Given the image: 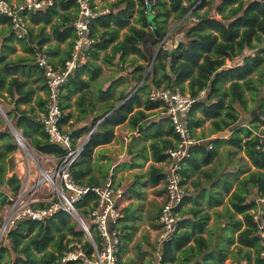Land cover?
<instances>
[{"label": "trees", "instance_id": "16d2710c", "mask_svg": "<svg viewBox=\"0 0 264 264\" xmlns=\"http://www.w3.org/2000/svg\"><path fill=\"white\" fill-rule=\"evenodd\" d=\"M52 1L45 8L26 12L28 26L24 36H18L11 18L0 12V103L8 119L29 139L35 150L60 158L66 149L49 140L42 122V116L47 112L49 87L44 70L35 59L40 50H45L49 56L52 54V48L47 45L51 40L66 42L61 66L53 64L55 69H65L77 37L73 22L78 16L79 7L75 0ZM106 7L108 11L91 22L94 42L86 52L88 60L68 76L60 93L61 126L70 132L74 145L79 143L82 135H87L95 127L85 142L81 158L72 166V174L77 182L84 184L81 180L85 175L82 166L88 162V157L97 146L113 140L116 126L128 120L131 127L142 131L144 124L148 123L146 110H165L163 102L150 99L154 88H178L196 98L188 114L187 126L191 136L198 140L204 133L198 135L196 130L207 119L213 125L212 132L237 125L241 112L236 103L247 110L256 107L264 115V0H114ZM170 18L181 20L179 27L171 33L168 24ZM125 28L128 31L122 34ZM181 32L183 36L175 38ZM162 41L155 55L146 48L147 43L155 46ZM17 44L24 54L11 56L18 50ZM133 54L143 62L133 64L129 75L116 79L115 82L124 88L116 99L107 100L105 97L110 89L96 83L102 73L99 60L108 65H115L118 60L125 70L126 63L135 62L131 58ZM227 59L234 61V65L228 67ZM236 59L239 63H236ZM30 79L38 85L34 87ZM40 89L44 90V96ZM97 98L104 103L99 105L97 114H92L89 123L80 126L91 110H95ZM136 106L141 108L134 111ZM38 109L43 112L42 115ZM253 122L254 129L258 128L256 123L264 126V117H258ZM0 124H3L1 119ZM242 131L245 132L244 137L239 135ZM166 133L173 135L176 141L167 138L153 140L150 147L156 161L168 158L167 150L175 146L179 139L172 121ZM244 138L245 142L242 143ZM230 140L240 148L244 147L253 165L259 169L248 175L232 196L235 212L243 216L241 219L235 218L234 213L232 215L233 229L239 230L237 248H229L234 238L228 236L223 237L226 242L220 240L213 249L208 250V240L202 235L194 236L197 230L204 228L201 220L193 221L192 231L179 232L181 203L178 207L179 228L164 243L161 264H224L229 257L236 264L243 261H247V264H264V203L258 200V197L264 196V128L258 133L253 129L237 128ZM191 147L207 149L199 142ZM17 150L13 130L3 124V129H0V226L5 204L22 187L21 179L13 171L16 167L14 153ZM212 158L213 151L210 150L205 161ZM164 176L163 169L154 164L145 174L137 175L138 179L147 177L154 184ZM87 184H94V181L90 180ZM250 184H254L256 190L250 188ZM251 194L258 197L249 199ZM94 198L89 193L79 203L83 214L88 215V207L96 204V201L92 203ZM254 208L258 210L251 212ZM193 213L197 215L199 212ZM243 224L245 227L242 229ZM78 225L65 211L41 221L19 220L3 237L7 242L0 246V263L5 253H13L14 264H89L84 258L61 262L57 255L69 248L71 241H78L87 257H92L93 246L88 239L84 240L85 232ZM91 230L98 241L97 231L93 226ZM132 237L128 233L121 238L131 240ZM192 237L195 245L189 244ZM122 239L119 264H130L121 257L127 249ZM156 245L157 241L151 264H154ZM177 251H180L179 255H176Z\"/></svg>", "mask_w": 264, "mask_h": 264}, {"label": "crops", "instance_id": "0c3cea01", "mask_svg": "<svg viewBox=\"0 0 264 264\" xmlns=\"http://www.w3.org/2000/svg\"><path fill=\"white\" fill-rule=\"evenodd\" d=\"M112 1L114 0H95L94 4L97 5L99 9H105L107 8L106 5ZM168 24L171 33L179 27L181 20L176 21L170 18ZM47 29L49 30V27ZM127 31L128 29L125 28L121 33L123 34ZM182 36L183 34L181 32L176 34L175 38H180ZM150 44L147 43L146 48L153 52V50L150 49L152 44ZM47 45H50L53 51L50 55L53 64L58 67L61 66L65 56L66 42H58L53 39ZM17 49L18 50L11 56L24 54L19 44H17ZM131 58H133L135 62L126 63L125 70L118 60L115 65H108L99 60L102 73L99 79L96 80V83H101L104 89H110L109 94L105 97L107 100L116 99L122 88H124L123 85L115 82L116 79H119L122 75H129L133 69V64L136 65L138 62H143L141 60L139 61L138 56L135 54L131 55ZM228 60L229 59H227V61ZM236 61L238 62L237 59ZM34 77L35 76L32 78L34 79ZM30 81H32L34 87L38 85V83L32 79H30ZM39 92L43 96L45 95L44 90L40 89ZM102 103H104V101L97 98L95 110H91L87 119L80 122V126L90 122L93 117L92 114H97L99 105ZM238 104L239 103H236L235 105ZM138 108L141 107L136 106L134 111ZM247 112H251L250 117L240 114L237 125L227 127L222 131L212 132L213 125L211 124V120L207 119L202 126L197 128L196 132L198 135L204 133L201 140L209 139V144H211L205 145L199 140V144L207 149L191 147L192 150L190 149L183 165L182 174L186 195L180 208L181 223L179 232L184 230L192 231L194 228L193 221H203V230H197L194 236L202 235L205 237L210 244L208 250L213 249L220 240L226 242V240H223V237L228 236H233L234 238V242L229 244L230 249H236L239 244L237 241L239 230L233 229L232 223L234 219L232 215L234 213L235 218L241 219H243V216L235 212L232 204V196L241 186V182L253 171L259 169L253 165L244 147L240 148L232 143L230 138L237 128L253 129L255 133H258V131L264 128L260 123H256L258 128H252L255 127L253 121L256 118L264 117L257 108L253 107L252 110H247ZM40 113L41 115L43 114V112ZM146 113L148 114V123L144 124L142 131H139L138 128L131 127L128 120L119 124L116 126L113 140L109 143L97 146L92 155L88 157V162L82 166L85 175H83L81 180L84 184H87L90 180H93L94 184H101L106 181L107 178L111 177L124 194L122 200L123 216L119 219L118 223L120 230L117 225L116 227L120 237L128 233L133 235L131 240L121 238L122 244L124 243L127 246L126 251H124L122 255L126 254L127 251L131 253L127 256L128 258L125 259L128 260L130 264H151L150 260L153 257L155 244L161 229L159 218L161 213L160 209L166 200L165 176L159 183L154 184L153 182H149L147 177L138 179L137 175L145 174L151 164L161 167L165 173V166L168 162V158L164 161H156L152 155L150 144L155 139L161 140L167 138L169 140H174V142L176 141L173 135L166 133L171 120L168 118L163 108L146 110ZM78 114L79 112L77 111L76 115L78 116ZM77 126L78 125H76V127ZM244 134L245 132L242 131L239 135L244 137ZM82 138L84 140L87 139V135H82L79 140ZM215 139H217V141H214ZM245 139L246 138L243 139L242 143L245 142ZM210 150L213 151V158L206 162L205 158L210 155ZM112 159L114 162H112ZM106 165H109L108 170L104 169ZM144 165H146V167H143ZM97 166H100L101 170H99ZM250 188H255L254 184H250ZM147 192L150 196L147 195ZM256 197H258V195L251 194L248 198L254 200ZM152 198L155 199V202L153 201V207L149 208L148 205L144 207L145 202H147V200H153ZM256 210H258V208L251 209L250 211L255 212ZM193 211L199 213L195 215ZM125 216L128 217L124 218ZM133 217L135 218L132 219ZM244 227L245 224H243L242 229ZM193 237L189 244L195 245L196 243ZM179 254L180 251H177L176 255ZM229 260H231L230 263H227ZM244 262H246V264L248 263L247 261H243L242 263ZM173 264H176V262ZM224 264H236V262H233V259L229 257L225 260Z\"/></svg>", "mask_w": 264, "mask_h": 264}, {"label": "built area", "instance_id": "2783aa9c", "mask_svg": "<svg viewBox=\"0 0 264 264\" xmlns=\"http://www.w3.org/2000/svg\"><path fill=\"white\" fill-rule=\"evenodd\" d=\"M75 1L79 7L78 16L73 22L77 37L72 55L66 61L65 69H55L45 50L38 51L35 59L38 66L43 68L49 87L47 112L42 116L44 129L49 140L61 144L66 149V153L60 158L36 153L51 166L46 168L41 159L28 146V141L22 133L20 131L14 133L18 147L27 151L28 158L23 171L26 180L22 182L19 192L10 197L0 226V240L19 220L41 221L53 217L59 211H65L72 220L75 219L82 226L93 246V253L91 258L87 257L82 244L78 241H71L69 248L57 253L61 262L84 258L89 264H119L121 237L116 225L123 216L124 194L111 177L101 184H81L76 181L72 174V166L81 158L85 142L93 133L94 128L88 133L87 139H80L79 143L74 145L70 132L61 126V87L67 81L68 76L88 60L86 52L94 42L91 36L92 20L108 11L107 8L99 9L94 4L95 0ZM52 3V0H0V12L11 18L18 36H24L28 26L26 12L45 8ZM146 3L148 4V1ZM234 63V61H229L227 66L230 67ZM150 99L163 102L167 116L179 135L175 146L167 150L166 200L159 217L161 229L153 262L161 264L163 245L179 228L178 207L186 195L182 175L183 165L191 145L198 143L199 140L191 136L187 126L188 114L196 98L183 93L178 88L173 90L160 87L151 91ZM0 110L3 114L5 113L2 108ZM34 166H36L35 172L31 169ZM89 193L94 195L92 203L96 201V204L92 208L88 207L89 214L85 215L80 211L79 203ZM258 200L264 203V196L258 197ZM256 217L260 216L256 215ZM88 218H90L91 226L88 225ZM92 226L98 233V241L92 233ZM74 246L77 248L74 249Z\"/></svg>", "mask_w": 264, "mask_h": 264}, {"label": "rangeland", "instance_id": "374dc122", "mask_svg": "<svg viewBox=\"0 0 264 264\" xmlns=\"http://www.w3.org/2000/svg\"><path fill=\"white\" fill-rule=\"evenodd\" d=\"M176 20V19H175ZM177 21V20H176ZM174 24V23H173ZM171 27V26H170ZM150 44V43H149ZM151 45V44H150ZM159 46H160V43H158V44H156L155 46H152L150 49H152L153 50V53H154V55L156 54V52H157V50H158V48H159ZM227 62H229V60L227 61ZM237 63H239V61L237 62ZM261 91V90H260ZM262 92H264V88L262 89ZM261 92V93H262ZM260 93V94H261ZM0 106L2 107V104L0 103ZM238 107H239V109H240V112H241V114H244V115H247V116H249L250 117V115H251V112H247V110H245L242 106H240L239 104H238ZM3 108V107H2ZM254 108H256V107H254ZM4 109V108H3ZM5 110V109H4ZM6 112V111H5ZM0 119H1V121H2V123L4 124V125H6V127L7 128H9L10 127V124L8 123V119H7V117L2 113V111L0 110ZM3 124L1 125L0 124V129H3ZM68 126V125H67ZM11 128V127H10ZM27 139V138H26ZM83 139V138H82ZM27 141H28V146L29 147H31L32 148V151L33 152H35V154L36 153H39L37 150H35L34 149V147L31 145V142L29 141V139H27ZM37 156H38V154H36ZM14 156H15V160H16V167H15V169L13 170L14 171V173H16V175L18 176V177H20L21 178V181L22 182H24L25 180H26V176L23 174V171H24V167H25V163L27 162V158H28V155H27V151H25L24 149H22V148H20V147H18V150L14 153ZM52 156V155H51ZM116 156L118 157V155L116 154ZM40 159L42 158L41 156H38ZM119 159H120V157H119ZM41 162H42V164L44 165L45 164V167L46 168H50L51 166L49 165V164H47V163H45V161L44 160H42L41 159ZM112 162H114V160L112 159ZM98 168H99V170H101V167L100 166H97ZM108 167H109V165H106L105 167H104V169L105 170H108ZM143 167H146V165H144ZM142 167V168H143ZM35 168H36V166H34V167H32L31 169H33L32 171L33 172H35ZM129 174V173H128ZM20 175V176H19ZM23 175V176H22ZM131 175V174H130ZM255 189V188H254ZM256 190V189H255ZM147 195H148V192H147ZM148 196H150V195H148ZM158 196H161V195H158ZM157 196V197H158ZM153 197V196H152ZM153 199V198H152ZM158 199V198H157ZM153 201L155 202V199H153V200H147V202H145V204H144V207H146L147 205L149 206V208H152L153 207ZM7 205H9V202L8 203H6L5 204V207H4V209L2 210V215L4 216V213H5V209H6V207H7ZM72 219V218H71ZM75 220V219H74ZM73 220V221H74ZM76 221V220H75ZM79 224V223H78ZM88 225H90L91 226V221H90V218H88ZM80 227V229H82V226L79 224L78 225V228ZM4 237V236H3ZM3 239V238H2ZM2 239L0 240V246L2 245V243H6L7 241H6V238H4L3 239V241H2ZM85 239H88V237H87V235L85 234L84 235V240ZM2 241V242H1ZM131 253L130 252H128L127 251V253L126 254H123L121 257H122V259L124 260V261H128V260H125L126 258H128L127 256H129ZM230 261L231 260H229L227 263H230ZM0 264H14V262H13V253H5V255H4V257L1 259V263ZM242 264H246V262H244V263H242Z\"/></svg>", "mask_w": 264, "mask_h": 264}, {"label": "water", "instance_id": "95a60500", "mask_svg": "<svg viewBox=\"0 0 264 264\" xmlns=\"http://www.w3.org/2000/svg\"><path fill=\"white\" fill-rule=\"evenodd\" d=\"M185 1H187V0H185ZM160 34L158 33V36H159ZM162 43H163V41L160 43V46L162 45ZM160 46H159V48H160ZM118 64H120V63H118ZM137 89V88H136ZM0 108H2L1 106H0ZM6 116V115H5ZM7 117V116H6ZM7 119H8V117H7ZM8 123L10 124V127H11V129L13 130V132L14 133H16L18 130L15 128V126L11 123V121H10V119H8ZM91 136V135H90ZM90 136L88 137V138H90ZM209 142H210V140L209 139H206V140H201V143L202 144H205V145H208L209 144ZM251 186H253V185H251Z\"/></svg>", "mask_w": 264, "mask_h": 264}, {"label": "clouds", "instance_id": "9594fccd", "mask_svg": "<svg viewBox=\"0 0 264 264\" xmlns=\"http://www.w3.org/2000/svg\"><path fill=\"white\" fill-rule=\"evenodd\" d=\"M3 109V108H2ZM4 110V109H3ZM5 111V110H4ZM4 115H6V112L4 113ZM14 133V132H13ZM88 135V134H87ZM83 229V228H82Z\"/></svg>", "mask_w": 264, "mask_h": 264}]
</instances>
